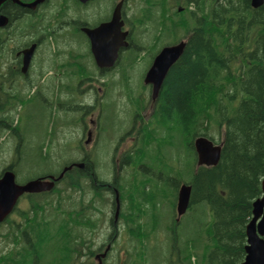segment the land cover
Listing matches in <instances>:
<instances>
[{"label":"trees","instance_id":"trees-1","mask_svg":"<svg viewBox=\"0 0 264 264\" xmlns=\"http://www.w3.org/2000/svg\"><path fill=\"white\" fill-rule=\"evenodd\" d=\"M168 1L156 0L155 23L146 33L139 28L143 29L137 32L139 40L133 37L122 58L132 70L139 55L150 51L151 65L162 47L186 41L184 54L170 69L155 102L149 91L153 111L138 139L139 148L124 156L123 163L134 169L133 180L116 175L109 183L120 193V217L129 236L123 264H161L162 257L155 256L161 253L158 245L150 244L160 229L172 244L170 257L174 259L177 251L183 252V258L178 254L181 263L186 258L189 262L191 249L199 247L204 257L214 251L220 259L240 264L246 256V226L252 218L253 203L263 194L264 5L255 9L252 0H180L183 8L174 10L169 20ZM128 81L123 74V87L136 108V119L147 107L148 98L134 96ZM17 99L5 116L12 132L13 112L25 95ZM109 104L105 108L116 115L107 113L103 128L120 124L115 103ZM76 111L83 112L80 108ZM57 123L58 120L50 121L48 128H52V133H46L43 142L49 134L52 140ZM215 131L219 138L221 135L219 141ZM199 137L222 146L216 166H198L194 142ZM44 146L45 143L36 148L40 154ZM151 161L154 172L148 174L144 162ZM41 162H52L50 155ZM88 167L96 173L93 162ZM160 170L167 175L165 179ZM73 174L68 172L61 182L71 180L64 189L68 196H61L63 191L59 188L57 200L32 201L28 210L16 209L19 219L0 224V264H94L99 247L95 245V233L102 221L99 215L88 211L104 212L94 206V200L88 205L84 201L71 203L69 192L83 190L86 182L84 173L78 172L75 177ZM183 184L191 186V205L176 223L177 198ZM140 186H156L151 202L140 193ZM159 186L177 187L171 203V221L165 220L158 210L162 193ZM99 196L103 205L105 200L110 201ZM155 201L159 203L154 207ZM184 225L190 235L183 238L186 247L181 248L176 246L175 229ZM9 243L13 245L11 251L7 248Z\"/></svg>","mask_w":264,"mask_h":264},{"label":"flooded vegetation","instance_id":"flooded-vegetation-1","mask_svg":"<svg viewBox=\"0 0 264 264\" xmlns=\"http://www.w3.org/2000/svg\"><path fill=\"white\" fill-rule=\"evenodd\" d=\"M133 1L0 0V179L6 172L13 171L19 185L36 179L51 181L52 178H58L66 167L73 165L65 175L68 172H74L73 176L75 177L78 172H82L85 174V183L88 184V186H82L83 190H73L75 195L83 197L91 195L93 197L91 202L100 197L99 195L109 196L114 208L113 211L116 212V197L118 194L120 200V193L116 186H111L98 177L93 171V167H88L91 156L86 153V150L83 151L84 153L82 152L80 162L67 163L61 168L59 174H44L34 179L19 182L17 180L19 177L18 169L24 167L29 159V154L35 153L36 148L35 151L28 152L22 149V145H19L15 151L12 150V130L9 127V119L5 116H7L6 112L12 110V105L18 100L19 95H24L27 92L34 93L41 89L48 92L49 95H54L52 103L61 109V119L58 120L57 125L63 121L70 127L75 126L77 119L72 116L77 115L76 110L80 108L83 112L80 113L79 120L88 136L87 141L91 140L94 133L90 126L97 128L101 139L102 131L106 129L103 126L105 119L108 118L107 113L113 117L116 113L110 108L108 111L105 108V106L110 105V102L108 104L103 102L104 99L108 101V98L105 96L102 99L96 97V94L103 89L102 87L97 89L95 84L101 82L97 80L98 76L103 79L108 78V75L113 73L115 69L119 66L122 67L125 49L119 50L118 59L112 68L102 69L96 63L91 39L84 32V29L93 30L111 22L116 8L121 5V20L124 22L122 30L129 33L127 40L130 46L133 37L134 39L137 37V32L140 33L144 29V33H146V30L150 29L156 20V0H136L135 7H133ZM171 2L169 0L167 4L169 20L172 17ZM79 35L82 38H79ZM30 52L31 58L25 68V59ZM45 67H47L46 70ZM77 67L84 68V70H77ZM45 82L48 85H45ZM121 82L124 83L123 76ZM147 87V90H151L150 86ZM105 89L106 96H110L113 91H109L108 86ZM80 95H83L82 100L79 99L82 102L77 100V96ZM116 110L119 116L117 107ZM96 113V119L91 120L88 124L87 119ZM144 125L137 133L138 139L141 133L145 131ZM131 131L133 130L131 129ZM54 137L55 135L53 139ZM86 142L85 144L88 145ZM76 164H83V166L80 167ZM115 172L113 171L114 174ZM65 175L55 183L51 190L22 195L16 209L19 208L21 202L28 210L32 201L41 198L57 200L58 190ZM70 196L72 198L71 203H75L74 195L70 194ZM16 209L2 221V224L17 217ZM115 212L108 218L110 226L108 229L105 225L101 227L100 224L99 226L101 232L107 229L109 234L106 235L105 233L106 241L99 239L95 242V245L99 246L95 256L97 261H99L97 256L104 247H106L105 250L108 249L109 253L113 252L117 239L123 231L124 223L120 219V215L117 220L115 219ZM177 219L178 216L176 223H179L180 221L178 222ZM104 223L107 222L104 221ZM178 230V228L175 229V235H177ZM108 257L109 255L103 261L107 260ZM172 260L175 259L172 258ZM116 264H122L121 254L118 256Z\"/></svg>","mask_w":264,"mask_h":264},{"label":"rangeland","instance_id":"rangeland-1","mask_svg":"<svg viewBox=\"0 0 264 264\" xmlns=\"http://www.w3.org/2000/svg\"><path fill=\"white\" fill-rule=\"evenodd\" d=\"M180 0H172L171 6H172V13L174 10H180L182 7ZM136 5V0L133 1V7ZM142 37V36H141ZM143 38V37H142ZM137 40L139 38L137 37ZM148 40V39H147ZM145 44H149L147 42H144ZM167 46V45H166ZM127 49V48H126ZM153 56V53H150V51L142 52V54L139 55L138 61L136 63V67L134 69L128 68L129 63L127 61L123 62V70L122 67L119 66L117 69L114 70L113 73L108 75V78H100L97 77V80L101 81L99 83H96V88L100 89L102 87L103 91H100L98 94H96V97L102 99L104 96L105 98H108L109 100L105 101L104 103L108 104L110 101L114 102L116 107L119 110V122L120 124L118 126L106 128L102 131L101 139L99 137V134L97 132V128H94L93 126H90V128L94 131L93 136L91 137L90 142L88 145L85 144V142L88 139V136L86 134L85 129H83V126L80 122V114L76 113L77 115H73V118H76V125L75 126H69L65 124V122L60 121L59 124L56 126L54 132L55 137L52 141L50 140V134L51 127L48 128L50 121L53 120H59L61 119V109L52 103V98L54 95H49L48 92L44 90H38L34 93L27 92L25 93V100L16 107L15 111L13 112V127L14 130L12 132V150L15 151L17 147L22 145L23 150H27L28 152L35 151V148H37L40 144H44V152L42 154L39 153V151L36 149L35 153L29 154V159L27 160L26 164L23 168L20 170L18 169V175L19 177L17 180L19 182H24L29 178L37 177L40 174H59L61 171V168L70 162H80V156H82V152L86 150V153L91 156V162H93L97 176L100 177L103 181L110 183L113 182L114 177L117 175L121 178H128L132 179L134 178L133 174L134 169L127 166L125 163H123L124 156L127 155L128 152H132L134 150L133 148L138 149V137L137 133L142 128V125L146 124L149 121V116L153 111V106L151 103H149V91L145 89L144 86V78L151 67L149 65V62ZM155 58V57H154ZM154 60V59H153ZM153 62V61H152ZM150 66V67H149ZM47 67H45V70ZM125 75V77L129 78L128 84L133 88L134 92L133 95L136 97L144 96V98H148V104L147 107L141 112V117L134 118V112H135V106L131 102V98L129 97L128 91L126 89V86L121 82V77ZM96 77V75H94ZM105 82V83H102ZM42 83V82H41ZM45 85L46 82L44 83ZM103 84H106V86H103ZM125 84V82H124ZM108 86L109 91L111 92L110 96H106V87ZM148 88V87H147ZM83 95L77 96V100H82ZM79 100V101H80ZM82 102V101H80ZM238 103V102H237ZM97 117L94 115L93 117H89L87 119L88 124L91 120H95ZM112 123V121L107 122ZM131 129L133 131H131ZM28 133V135H27ZM46 133H50L48 140L46 142H43V138ZM215 138L216 140H220L219 134L215 131ZM142 136V135H141ZM33 139V140H31ZM45 140V139H44ZM30 141V142H28ZM51 143V144H50ZM83 152V153H84ZM47 154L50 155L51 161L48 164H44L41 162V159L46 158ZM130 154V153H129ZM146 172L148 174L154 172V163L151 162H144ZM120 168V169H119ZM113 171H116L115 174ZM136 171V170H135ZM138 171H142L141 168H139ZM144 171V169H143ZM156 173V171H155ZM162 174L163 179L167 175H165L162 170L160 172ZM148 176V175H145ZM72 177H74L72 175ZM144 177V176H143ZM70 179H68V182L60 184V188L62 189V195L63 197L68 196V192L65 189V186H69ZM84 186H88L87 183H84ZM129 187V186H127ZM159 188L162 189V193L160 195V203L158 210H160V213L162 216H164L165 220L171 221L170 218L171 215V203L173 202V196L175 195V190L177 189L176 186H159ZM140 193L143 194L146 198H148L151 202L150 196L153 195L156 191V186H140ZM69 194L74 195V201L75 203L79 204L80 201H84L85 205H88L93 199L91 195H86L85 197H82L81 195H75V192L70 191ZM167 196V199L165 197ZM104 197V196H103ZM110 199L105 200L104 204H102V199L97 197V199H94V206L96 208L101 209L104 212V215L96 212V210L91 209L88 212L89 213H96L97 216L99 215L101 217V227L103 225L106 226L108 229L109 226V217L114 215L113 211V205L111 203V198L109 196H105ZM138 201H140L138 199ZM110 202V203H109ZM159 202L155 201L154 204L152 202V205L155 207L157 206ZM122 209V205H121ZM145 209V208H144ZM149 210L148 208H146ZM19 210H26V207L24 206V203L21 202L19 205ZM209 211V207H208ZM121 213V212H120ZM210 214V212H209ZM187 215H190L188 213ZM186 215V216H187ZM185 216V217H186ZM15 219H19L18 216ZM121 219V217H120ZM210 219V217H209ZM187 220L185 223H187ZM104 221L107 223L105 224ZM8 226V224H7ZM6 228V227H5ZM107 229H104L101 232V228L96 231L95 235V242H97L99 239L105 240V233L106 235L109 234V231ZM106 230V232H105ZM113 231V230H112ZM178 235V244L177 246H180L181 248L186 247V239L190 235L189 230L184 225L182 228H180L177 231ZM157 238L152 239L151 246L154 247L155 244L158 245V251L160 250L161 253H156L155 256H157L159 259L162 257L161 264H232L226 261V259H220L219 256H216L215 252L213 251L211 254H208L206 257H204V251H201L200 248L191 249V259L188 262V259H182V263L178 260V254L181 258L184 257L183 252L181 251L178 253L177 256L174 257V261H172V258L169 255V251L172 250L171 244L168 243L167 239V233L164 232L163 229H160L157 233ZM182 237V238H181ZM107 240V239H106ZM105 240V241H106ZM2 244V243H0ZM170 245V246H169ZM129 236L127 229L123 228V231L120 234V237L117 239V242L115 244V248L113 249V252L108 253L109 257L107 260L104 261L105 264H116L118 256L122 255V264L125 260H127V249L129 248ZM13 245L8 244L7 248L9 251H11ZM6 248V247H5ZM106 247H104L100 252L99 255H101L107 250H105ZM170 249V250H169ZM173 251H176V249H173ZM98 253V252H97ZM98 255V256H99ZM188 256V253H187ZM102 258V257H101ZM153 258V254L150 257V261ZM219 258V259H218ZM103 259H101L102 261ZM176 261V262H175ZM100 261H97L94 259V264H99ZM158 260H154V263H157Z\"/></svg>","mask_w":264,"mask_h":264},{"label":"water","instance_id":"water-1","mask_svg":"<svg viewBox=\"0 0 264 264\" xmlns=\"http://www.w3.org/2000/svg\"><path fill=\"white\" fill-rule=\"evenodd\" d=\"M86 1V0H82ZM264 5V0H252V6L255 9ZM124 22L121 20V5L114 12L111 22L103 24L96 29L85 28L84 32L91 39L92 52L96 63L100 68H112L117 59L121 48H128L127 40L128 32L123 31ZM186 48V41L182 40L177 44L165 46L154 58L151 67L147 71L144 83L151 87V98L155 102L162 89L163 83L170 69L182 57ZM31 58V52L25 59V68L28 66ZM90 140L86 143L88 144ZM195 151L198 157V166H216L221 157L222 146L216 145L212 140L206 137H199L194 142ZM82 167L83 164H76ZM73 165L66 167L58 178H52L51 181L36 179L19 185L16 182V175L13 171H8L0 179V223L12 213L17 205L20 197L25 193H38L53 189L56 182L60 181L65 173L69 171ZM263 195L256 199L253 203L252 218L246 226V245L245 259L240 264H264V181L262 182ZM191 186L183 184L178 193L177 199V221L184 216L191 205ZM115 219L120 214L119 195L116 197ZM108 249L98 256L99 264L103 262L107 256Z\"/></svg>","mask_w":264,"mask_h":264}]
</instances>
